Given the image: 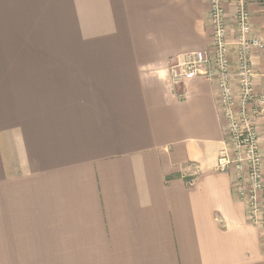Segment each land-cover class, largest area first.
I'll return each mask as SVG.
<instances>
[{"label":"crops","instance_id":"1","mask_svg":"<svg viewBox=\"0 0 264 264\" xmlns=\"http://www.w3.org/2000/svg\"><path fill=\"white\" fill-rule=\"evenodd\" d=\"M224 2L236 71L237 9ZM249 8L251 36L264 38V6ZM210 12L211 0H0V241L14 243L0 258L264 264L260 231L216 171L227 139L217 82L169 78L177 57L212 52ZM252 62L260 92L264 53ZM26 178L28 255L2 239L10 210L21 218L20 189L5 187Z\"/></svg>","mask_w":264,"mask_h":264},{"label":"built area","instance_id":"2","mask_svg":"<svg viewBox=\"0 0 264 264\" xmlns=\"http://www.w3.org/2000/svg\"><path fill=\"white\" fill-rule=\"evenodd\" d=\"M237 15L236 71L230 61L224 0H211L212 52L197 51L177 57L169 66L173 86L195 78L216 81L227 139L218 153L216 171L230 174L237 199L251 225L264 240V148L259 122L264 121V89L256 90L252 53H264V38L252 37L250 0H235ZM264 6V0H260ZM264 77V74H263Z\"/></svg>","mask_w":264,"mask_h":264},{"label":"rangeland","instance_id":"3","mask_svg":"<svg viewBox=\"0 0 264 264\" xmlns=\"http://www.w3.org/2000/svg\"><path fill=\"white\" fill-rule=\"evenodd\" d=\"M32 52V51H31ZM26 53H30V51H27ZM29 55L32 56V53H30ZM10 188H13L15 191L16 189H20L21 191V199L18 198V196L16 195V197L20 200L16 202L18 206V209H14L17 210L16 212V218L17 217H21L18 220H13L12 219V212L10 210V212L8 214H10V221H15L16 224L13 225L14 228V233L9 234L7 236H4L2 239H21V243L17 244L16 249L20 250L21 254H25L28 255L29 253H32V243H29V239L32 237V233H30V229H29V224L32 223V211L30 210V208H32V178H26L24 180H22L21 184L19 185L14 184L13 187L9 186V187H5V192L8 191ZM13 196L15 195L12 194ZM8 204H13L12 201H7ZM20 207V208H19ZM7 242V243H6ZM14 244L13 242H8V241H0V246L4 247V248H8V249H13L12 245ZM9 246V247H8ZM17 258V257H16ZM0 264H32V257H24L22 256L21 258H17V259H11L10 257H2L0 258Z\"/></svg>","mask_w":264,"mask_h":264}]
</instances>
